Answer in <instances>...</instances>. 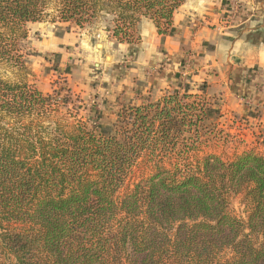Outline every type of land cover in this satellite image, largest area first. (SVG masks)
Segmentation results:
<instances>
[{"label":"trees","instance_id":"trees-1","mask_svg":"<svg viewBox=\"0 0 264 264\" xmlns=\"http://www.w3.org/2000/svg\"><path fill=\"white\" fill-rule=\"evenodd\" d=\"M182 2L0 0V62L24 71L28 22L110 16L133 43L141 18L168 34ZM202 86L122 107L102 130L70 115V88L0 75V264H264V154L200 155L227 138ZM62 108L74 121L53 118ZM239 193L244 220L229 209Z\"/></svg>","mask_w":264,"mask_h":264},{"label":"crops","instance_id":"crops-1","mask_svg":"<svg viewBox=\"0 0 264 264\" xmlns=\"http://www.w3.org/2000/svg\"><path fill=\"white\" fill-rule=\"evenodd\" d=\"M185 1L187 5L177 10L176 25L168 34H158L151 20L141 18L137 23L141 37L138 44L119 42L109 30L94 33L90 30V36L100 37L102 42L92 45L88 44L87 36L81 39V56L85 58L83 70L77 72L81 80L89 87L95 82L94 86H97L100 81L98 97L104 95L100 96L103 101L112 104L113 95L119 92H124L125 99H130L129 93L133 90L150 89L153 95L159 96L164 89V79L174 83L176 77L183 78L184 73L191 80L202 73L205 95L216 92L219 86L228 99L238 95L244 98L245 102L240 104L241 114L260 111L261 118L257 121L264 120V0H246L244 11L237 20L223 27L211 24V20L223 16L221 13L227 14L216 1L217 5L211 0H197L198 5L196 0ZM104 19L109 24L110 17ZM194 20L200 23L197 30L193 29ZM57 43L61 46L63 41ZM53 44L59 48L56 41ZM46 45H43L44 49L50 44ZM190 51L193 57L190 56L188 69L184 60ZM123 61L131 63L133 68L130 66L123 73L120 68ZM161 63L166 66L159 68L153 76L143 78L140 67L145 66L142 64ZM68 70L70 72V68ZM172 70L174 72H170ZM216 105L222 111V106L217 102Z\"/></svg>","mask_w":264,"mask_h":264},{"label":"rangeland","instance_id":"rangeland-1","mask_svg":"<svg viewBox=\"0 0 264 264\" xmlns=\"http://www.w3.org/2000/svg\"><path fill=\"white\" fill-rule=\"evenodd\" d=\"M215 1L217 4L221 5V10L227 13L225 15L221 13V15H223L221 18H218L214 21L211 20V24L213 26L218 25L219 27L227 26L228 24L235 22L237 17L244 11L246 4V0H211L213 4H216ZM186 5L187 2L183 0L180 7L183 8ZM196 5H198L197 0ZM50 17L51 16H49V18L46 20L35 23L28 22L24 27L25 37H22L18 43V49L22 54V59L25 64L24 71L12 68L8 64L0 62V75L3 78L9 79L11 81L24 79L28 84L35 86V88L43 93H50L59 86L70 88L79 100L76 101L75 105H73L74 108L71 107L72 103H69V107H71L69 110L70 115H74L76 113L78 116H83V120L88 119L90 123L93 121L98 122L102 130H110V125L115 118L116 111L122 107L124 108L127 106L140 104L141 102L149 99L156 100L167 92H172L174 90L183 91L188 86L190 88L189 92L192 93L201 90L200 87L203 85L202 78L204 74L199 73V77H194L191 80L188 79V75H185L186 73H184L183 78L179 79V76H177V79L174 83H172L173 80L171 81L170 79H164V89L161 90L162 93H160L159 96L153 95V92H151L150 89L133 90L131 93H129V95H131L130 99L126 98V100L123 97L124 92L122 91L116 95H113L115 99H113L114 101L112 104L106 103L103 101V98H101L102 96L104 97V95H100L101 97H98L99 92H101V86H99L101 85L100 81L97 82V86H94L96 83L95 82L89 87L81 80L80 73L77 72H79L78 70H83L85 65V58L84 56H81L80 50L81 39L87 36V38L90 40L88 41V44H101L102 41L100 37H95L94 39L93 36H90V30H92L93 33L97 30H109L111 34V21H109V24H107L103 17L100 18L96 23L86 24L83 27H78L74 23L70 22H53L50 20ZM176 19L177 12L173 19V28L176 25ZM199 25L200 23L198 21L193 22V29L195 28L197 30ZM173 28L170 30V32L173 30ZM136 33L139 36V40L137 42H133L134 44H138L141 41L137 27ZM193 34H195V32H193ZM60 40L63 41L61 46H59L57 43V41ZM55 41L56 45L59 47L57 49L53 44ZM44 44L50 45L49 47H46V45L44 49ZM98 48H100V46ZM191 53L192 51H190V54L185 55L184 64H186V68H188L190 56L193 57ZM121 63L122 64L120 68L123 73H125L130 66L131 69L133 68L131 63L129 64L128 61H123ZM142 65L145 66L140 67V69L143 68L142 73L144 75L140 74L143 75V78L153 76L159 68L166 66V64L163 63H161V65ZM171 67L173 68V66ZM69 68L70 72L68 70ZM136 68L137 67H135V69ZM170 72H174V70ZM133 81L135 83H139L138 81ZM140 82L142 84L146 83L145 81ZM216 88V92H212V94L206 96L212 102H217L222 106V117L220 119L218 118V127H221L224 130L223 132L227 134V138L224 141H214L213 144H210L208 147L201 150L200 155L202 156L212 153L219 155L226 160L233 157L235 154H239L243 151L251 149L257 153L264 154V120L257 121L258 118H261V112L251 110L247 115L241 114L240 104L245 102L244 98L238 95L228 99L224 93L221 92V87L217 86ZM104 94H106V92H104ZM60 113L61 114H58L57 116L52 114L53 118L59 119L61 117H66L70 122L74 121V118L68 116V112L65 109L62 108ZM95 113L98 116L97 121L94 119L96 116ZM222 136H224L223 133ZM141 169L142 168H139V170L134 173V179H132L131 182L135 180V178L137 179L139 175L141 176ZM242 197V193L232 194L229 197V209L233 215L244 220L246 218V211L242 202Z\"/></svg>","mask_w":264,"mask_h":264}]
</instances>
